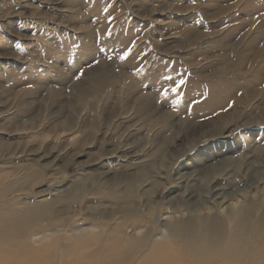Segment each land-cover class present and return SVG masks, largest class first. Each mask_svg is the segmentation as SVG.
<instances>
[{"label": "rangeland", "instance_id": "1", "mask_svg": "<svg viewBox=\"0 0 264 264\" xmlns=\"http://www.w3.org/2000/svg\"><path fill=\"white\" fill-rule=\"evenodd\" d=\"M79 182L96 185L72 200ZM128 182H144L133 200L140 234L112 194L132 196ZM1 191L3 222L26 205L52 208L56 230L44 221L21 244L35 259L50 250L89 264L73 259L86 240L127 220L111 245L143 238L178 253L192 229L178 224L203 219L221 226L212 264L232 253L233 230L249 241L240 258L264 264V0H0ZM172 207L181 213L168 220ZM110 211L105 229L80 232Z\"/></svg>", "mask_w": 264, "mask_h": 264}, {"label": "bare ground", "instance_id": "2", "mask_svg": "<svg viewBox=\"0 0 264 264\" xmlns=\"http://www.w3.org/2000/svg\"><path fill=\"white\" fill-rule=\"evenodd\" d=\"M90 184L87 185L86 182H79V186H78V189L74 187V190H72V192H69V195H73L72 197V200L74 199V194H81V200H83L84 198V194L87 193L86 191L88 190V186L89 185H93L96 183L95 182H89ZM123 182H119L117 184H115V186H119L121 185ZM129 183V187L132 188V196L130 195H127L123 198H121L117 192H112V194L118 196L116 199H115V204L117 207H121V209L123 210H126V212L124 213H128L127 216H129L131 218V220H134L133 221V226H131V229L133 230V232H136L137 234H140L141 231H142V225L137 221V217H139L141 214L139 211V209L137 208V206L135 205V202L133 200H135L136 198V190L139 189L141 187V185H144V182H128ZM151 183V182H150ZM3 183H1V186H2ZM149 184V183H148ZM152 185V184H151ZM164 185V184H163ZM199 185V184H198ZM197 186V185H196ZM202 187V186H201ZM92 188L89 187V190ZM95 188V187H94ZM149 188V187H148ZM155 189V187H153ZM197 188V187H196ZM97 189V190H96ZM96 192L95 190H93V195L97 198H99V195H96L99 190H103L104 187H98L96 188ZM193 189V188H192ZM201 189V188H198V190ZM258 189V188H257ZM8 190V189H7ZM12 190V189H10ZM147 190V189H146ZM149 190V189H148ZM194 190V189H193ZM192 190V191H193ZM196 190V191H198ZM207 190V189H206ZM3 191V190H2ZM2 191L0 193H2ZM201 192V191H200ZM10 193V192H9ZM8 193V194H9ZM3 194V193H2ZM7 194V193H5ZM66 194V193H64ZM200 194V193H198ZM245 194V193H244ZM68 195V194H66ZM92 195V196H93ZM191 195H195L194 193L191 194ZM197 195V194H196ZM243 195V194H242ZM2 196V195H1ZM5 196V195H4ZM7 196V195H6ZM78 196V195H77ZM192 196V197H193ZM200 196V195H199ZM69 197V196H68ZM150 197V196H149ZM202 197V196H201ZM4 198V197H3ZM56 198H59V195L58 197ZM61 198V197H60ZM58 201V204L61 203L63 204V200L65 198V195L62 196V198ZM152 198V197H151ZM200 198V197H199ZM215 198V197H214ZM241 198V197H240ZM2 199V198H1ZM67 199V198H66ZM78 199V197H77ZM80 199V198H79ZM78 199V200H79ZM137 199V198H136ZM175 199V198H174ZM204 199V198H203ZM224 199V198H223ZM239 199V198H238ZM238 199L234 200L236 202V204H231V206L228 208V209H225V210H228L230 211L229 213H231L234 209H236L237 207V202ZM68 200V199H67ZM170 200V199H169ZM168 200V201H169ZM225 200V199H224ZM228 200V199H227ZM243 200V199H242ZM76 201V200H75ZM196 201V200H194ZM199 201V200H198ZM201 201V200H200ZM199 201V203H200ZM220 201V200H219ZM223 201V200H222ZM71 202V201H70ZM197 202V201H196ZM13 203V202H12ZM15 203V202H14ZM66 203H69V202H66ZM3 204V203H1ZM49 204H52V203H47V205ZM71 204V203H70ZM123 204V205H122ZM168 204V203H167ZM194 204V203H193ZM192 204V205H193ZM216 204V202H215ZM241 204V203H240ZM12 204H10L11 206ZM54 205V204H52ZM66 205V204H65ZM139 206V204H137ZM146 205V204H145ZM151 205V204H150ZM182 205V204H181ZM180 205V207H181ZM198 205V204H197ZM222 202L218 203V205L216 204V206L218 207H222ZM225 205V204H224ZM9 206V207H10ZM14 206V205H12ZM43 206L44 205H29L26 207H24L25 209H23L24 211H18L16 212L17 214H14L13 216H11V212L7 213V215L9 216V220L3 222V220L0 221V243L2 241L4 242H7V241H13L12 242L14 245H16L17 243V253L14 252V255H11V251H14L12 250L13 246H11V248H8L7 250V247H3V246H0V264H52V262H54V264H71V262L69 260H65L66 257H61L60 254H56L55 258L51 257V254H49V251H47L45 253V255L41 256L40 259L34 257L33 253L31 252V246L28 245V247L26 248L25 246L22 247V242H24L27 238H31L34 234H32V231L33 230H38L39 232V229H44V228H47L49 227L50 225V228L53 227L54 223H53V218L52 216H50L51 214V210H49V205L48 207V210L47 212H45V210L43 209ZM64 206V205H63ZM68 206V204H67ZM148 206V204L146 205ZM154 206V205H153ZM176 206V204L174 205ZM200 206V205H199ZM198 206V207H199ZM202 206V205H201ZM226 206V205H225ZM54 207V206H53ZM177 207V206H176ZM174 207V208H176ZM194 207V206H193ZM197 207V208H198ZM4 208V206H3ZM11 208V207H10ZM146 208V207H145ZM169 208V207H168ZM183 208V206L181 207ZM189 208V207H188ZM197 208H194L197 210ZM206 208V207H205ZM2 209V208H1ZM0 209V211H1ZM52 209V208H51ZM65 209V208H64ZM67 209V208H66ZM89 209V208H88ZM119 209V210H121ZM165 209V208H164ZM171 209V208H170ZM199 209V208H198ZM201 209V207H200ZM8 210V209H7ZM10 210V209H9ZM91 211L94 212V210L90 209ZM141 210V209H140ZM153 210V208H152ZM166 210V209H165ZM164 210V211H165ZM168 210V209H167ZM187 210V209H186ZM191 210V209H190ZM211 210V209H210ZM6 211V209H5ZM13 211V210H12ZM15 211V209H14ZM13 211V212H14ZM160 211H162L160 209ZM169 211V210H168ZM167 211V212H168ZM184 211V210H183ZM199 211V210H198ZM198 211L197 212H194V213H197L198 214ZM202 211V210H201ZM200 211V212H201ZM205 211V210H204ZM227 211V212H228ZM2 212V211H1ZM12 212V213H13ZM60 212V211H59ZM58 212V213H59ZM64 212V211H63ZM118 212V211H117ZM120 212V211H119ZM166 212V211H165ZM185 212V211H184ZM190 212V211H189ZM58 213L55 215H58ZM143 213V212H141ZM145 213V212H144ZM173 213L175 214H179L181 213V211H179L178 209H173L172 207V211L171 213H166L167 215V219H171L173 217ZM212 213V212H211ZM5 214V213H4ZM60 214V213H59ZM114 214V212H109L108 214H105L104 213H101L100 214V220L98 221H95L94 223H91L90 225H86V227L84 228H81V231L82 233L84 234H88V235H92L95 230L102 226L101 228L102 229H105L110 223H109V220L107 218H109L110 215ZM151 214V213H150ZM224 214V213H223ZM54 215V214H53ZM118 215V214H117ZM191 215V214H190ZM212 215V214H211ZM217 215H220V214H217ZM5 216V215H4ZM3 216V217H4ZM49 216V217H48ZM99 216V215H97ZM125 216V215H124ZM123 216V217H124ZM142 216V215H141ZM156 216V215H154ZM186 217L188 215H185ZM200 216V214H199ZM224 216V215H223ZM223 216H220V217H223ZM2 217V213H1V218ZM58 217V216H57ZM62 217V216H61ZM147 217V216H145ZM144 217V218H145ZM148 217L152 218L153 216L151 215H148ZM202 217V216H201ZM219 217V216H218ZM6 218V216H5ZM8 218V217H7ZM99 218V217H98ZM144 218H141L144 220ZM182 218V217H180ZM4 219V218H3ZM95 219V218H93ZM116 219V217H115ZM126 219V218H125ZM140 219V220H141ZM193 219V218H192ZM201 219V218H198V220ZM211 219V218H210ZM5 220V219H4ZM59 219H57L58 221ZM121 220V219H120ZM124 220V219H123ZM131 220H127V221H123L121 223V226H117L119 227L118 228V232L117 230H114V232L112 231L111 233H109V236H107L105 239H103L101 236L104 234V232H101V234H99V237H97V239H89L88 241L86 240V243L83 247V253L79 256V257H74V261L77 260V261H80V260H89L90 263L89 264H212L211 262H213L212 260V255H215L217 252H219L220 250H222L223 246H224V241L221 239L222 237H219V235L217 234V231L220 230L221 226L218 225L216 223V221H208V220H203L201 219V222L202 223H194V220H192V222H186V223H182V226H177V230H181L183 227V229H185V226H189L191 227L192 229L187 232L189 235H186L184 238L181 237L180 238V241L184 243V245H193L194 247H183V248H180L178 250V253L177 252H173V245H166V247H162V248H157L156 246L155 247H151L150 249H148L147 246L149 245H144L143 247L142 244L145 240H143V238L139 239V247H136V248H124V249H119L118 247L116 246H113L111 245L110 243L116 241L118 238L115 236V233L119 234L120 237L122 235H124V232L126 231V227H127V223ZM184 220V219H183ZM188 220V219H187ZM44 221L46 222H49V223H44ZM153 220H151L152 222ZM62 222H63V218H62ZM65 222V221H64ZM63 222V223H64ZM68 222V221H66ZM97 222V223H96ZM115 222H118V221H115ZM144 222V221H143ZM146 222V220H145ZM164 222V221H163ZM171 222V221H170ZM169 222V223H170ZM43 223L45 224L43 226ZM58 222H56L57 224ZM62 223V224H63ZM119 223V222H118ZM223 223V222H222ZM65 224V223H64ZM71 224V223H70ZM117 225V224H116ZM119 225V224H118ZM150 225V224H149ZM161 225H163L161 223ZM55 226V225H54ZM64 226V225H63ZM77 226V225H76ZM164 226V225H163ZM224 226V224H223ZM222 226V227H223ZM44 227V228H43ZM113 227V226H112ZM198 227L199 229L201 230H204L206 229V231H202L198 234H195L197 232H192V230L194 228ZM225 227V226H224ZM4 228H7V229H4ZM55 228V227H54ZM53 228V229H54ZM124 228V229H123ZM130 228V227H129ZM127 228V229H129ZM52 229V228H51ZM52 229V230H53ZM63 228H60L59 230H62ZM123 229V230H122ZM46 230V229H45ZM56 230V229H54ZM58 230V229H57ZM173 230V228H172ZM238 230V229H237ZM244 230V229H243ZM241 230V231H243ZM63 231V230H62ZM102 231V230H101ZM105 231V230H104ZM110 231V230H109ZM183 231V230H182ZM180 231V232H182ZM234 231V230H233ZM233 231L232 233H228L229 235V246H230V249L232 250V253L231 254H228L227 256L226 255H223L221 259L218 258V261H220L219 263L221 264L222 262H226L227 259H230V262H226L227 264H247L249 263V260H245L246 258H244V260L242 258H240L238 252L240 251V247L242 248V244H247L249 243V241L247 240H241V239H238L237 237H235V235L233 234ZM239 231V230H238ZM37 232V233H38ZM71 232V231H70ZM73 232V231H72ZM129 232V231H128ZM169 230L167 229V227L165 226L164 228V234H168ZM231 232V231H230ZM31 233V235H30ZM45 233V232H43ZM106 233V232H105ZM154 233V232H153ZM223 233V232H222ZM236 233V232H235ZM243 233V232H242ZM36 234V233H35ZM39 234V233H38ZM55 233H53L54 235ZM134 233V235H137ZM191 234V235H190ZM199 234H202V239H198L197 238V235ZM238 234V233H236ZM241 234V232H239V235ZM37 235V234H36ZM45 235V234H44ZM43 235V236H44ZM47 235L48 232H47ZM52 235V236H53ZM40 236V235H39ZM46 236V235H45ZM44 236V237H45ZM50 236V235H49ZM50 236V237H52ZM56 236V235H55ZM118 236V235H117ZM131 236H133L131 234ZM123 237H126V236H123ZM136 237V236H135ZM149 237V236H148ZM158 237V236H157ZM161 237V236H160ZM43 238V237H42ZM41 236L38 238L37 236L35 237V239H38V242L42 240ZM48 238V237H47ZM87 238V237H86ZM134 238V237H133ZM224 238V237H223ZM245 238V237H244ZM44 239V238H43ZM150 239V238H149ZM24 240V241H23ZM28 240V239H27ZM49 240V238H48ZM83 240V239H81ZM85 240V239H84ZM125 240V239H124ZM29 241V240H28ZM31 241V240H30ZM36 241V240H35ZM62 241V240H60ZM120 241V240H119ZM127 240L123 241L125 243ZM164 241V240H163ZM179 241V243H180ZM34 242V241H32ZM44 242V241H43ZM79 242V241H78ZM9 243V242H8ZM41 243V242H40ZM39 243V244H40ZM36 244V243H35ZM57 244V242H56ZM61 244V243H60ZM63 244V243H62ZM127 244H130L129 242ZM1 245V244H0ZM3 245V244H2ZM11 245V244H10ZM9 245V247H10ZM45 246V245H44ZM59 246V245H58ZM63 246V245H61ZM81 246V245H80ZM247 246V245H246ZM6 248V249H5ZM193 248V250H192ZM245 248V247H244ZM16 249V248H14ZM220 249V250H219ZM60 250V249H59ZM244 250V249H243ZM242 250V251H243ZM59 253V252H58ZM244 254V252H242ZM241 253V254H242ZM17 254V255H15ZM39 254V253H38ZM54 254V253H53ZM222 255V254H221ZM184 256L185 258L182 259L181 257ZM245 256V255H243ZM195 257H199V259L193 263V259ZM52 259V260H51ZM250 259V258H249ZM185 260H188L185 261ZM196 260V259H195ZM48 261V262H47ZM216 262V261H215ZM218 263V264H219ZM251 264H254L252 262H250ZM249 263V264H250Z\"/></svg>", "mask_w": 264, "mask_h": 264}]
</instances>
